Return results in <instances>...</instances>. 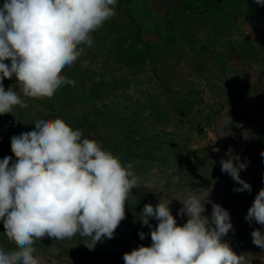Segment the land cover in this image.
<instances>
[{
  "label": "clouds",
  "instance_id": "9594fccd",
  "mask_svg": "<svg viewBox=\"0 0 264 264\" xmlns=\"http://www.w3.org/2000/svg\"><path fill=\"white\" fill-rule=\"evenodd\" d=\"M118 0H4L0 6V115L16 106L27 108L24 97L51 98L75 81L62 75L94 43L91 33L115 14ZM264 6V0H255ZM10 61V63H5ZM85 65L87 61L83 62ZM15 76L20 93L5 89L3 80ZM228 119L231 120L230 116ZM35 128L11 138L10 156L0 160V221L15 248H0V264H40L34 244L44 237L72 239L77 235L92 250L114 238L126 218L125 206L135 203L139 177L131 163L86 138L63 119H36ZM245 139L249 132L243 133ZM219 151V149H214ZM264 156V152L261 153ZM237 162L234 163L233 160ZM221 171L241 185L233 191L251 192L240 177L246 163L239 157L221 160ZM210 190L178 195V225L171 200L146 204L139 220L150 229L151 245L123 255L124 264H251V253L237 255L224 237L233 230L230 213L210 201ZM212 204L205 216V204ZM158 224L153 227L150 219ZM264 226V188L245 217ZM140 232V239L145 238ZM253 243L264 249V233L255 229Z\"/></svg>",
  "mask_w": 264,
  "mask_h": 264
},
{
  "label": "rangeland",
  "instance_id": "374dc122",
  "mask_svg": "<svg viewBox=\"0 0 264 264\" xmlns=\"http://www.w3.org/2000/svg\"><path fill=\"white\" fill-rule=\"evenodd\" d=\"M3 3L0 0V6ZM235 4L230 2L218 17L204 19L191 28L186 39L190 42L188 54L166 57L154 68L142 48L146 37L141 34L138 42L131 43L118 10L91 33L94 43L84 46L82 56L72 65L82 68L81 73L89 75V86L102 92L94 103L85 105L100 116L92 117L97 125L89 139L100 142L122 163H131L134 172L165 167L170 164L167 158L176 154L180 160L172 165L182 167L187 163L185 158L194 164L197 152L214 139L213 121L223 110L236 107L246 119L239 107L245 106L264 116V6L251 1L249 5ZM248 48L257 52L256 58L248 54L236 57V52ZM134 49L139 54H133ZM135 80L138 86L133 84ZM3 86L20 93L15 76L5 78ZM24 99L27 108L16 106L12 113L0 115V160L6 156L16 159L11 138L32 131L39 119L37 110L43 108L37 102L40 98ZM176 100H182L180 112ZM186 110L189 114H184ZM214 149H219L214 153L218 157L225 151L240 156L249 153L236 154L220 145ZM145 198L150 200L148 193ZM138 225L146 234L138 242L131 237L130 243H124L116 233L90 250L78 235L65 240L44 237L35 242L34 255L44 257L42 264H124V253L138 244H150L149 227L142 226L140 220ZM0 248H15L4 234L2 221Z\"/></svg>",
  "mask_w": 264,
  "mask_h": 264
},
{
  "label": "crops",
  "instance_id": "0c3cea01",
  "mask_svg": "<svg viewBox=\"0 0 264 264\" xmlns=\"http://www.w3.org/2000/svg\"><path fill=\"white\" fill-rule=\"evenodd\" d=\"M239 107L247 115L246 119L236 107H233V110H230L231 108L223 110L220 116L213 121L214 139L211 138L209 145L197 152L194 164L190 165L189 160L191 159L185 158L187 163L183 162L182 167L179 164L172 165L180 160L179 155L176 154L167 158L170 164L165 167H155L145 171L140 169L136 170L135 174L139 177L138 187L148 189L150 200H147V204L156 206L162 196L170 199V211L178 225L181 226L187 222V216L180 214L183 206L175 198L178 195L187 196L210 190V201L220 204L230 213L233 230L224 237V240L230 244L237 255L251 253L256 257L251 264H264V249L254 245L251 236L255 229L264 233V226L255 221L249 223L245 219L255 196L261 188H264V178L260 171L255 173L240 172L241 179L251 185V192L233 191L235 188H240L241 185L236 183L229 174L221 171L223 157L214 154L216 145L236 154L251 151L255 152L264 164V156L261 155L264 152V116L255 114L251 108ZM228 116L231 120L228 119ZM245 131L249 132L247 139L243 136ZM205 209L204 215L210 217L212 204L206 203ZM152 223L156 226L158 221L151 218L150 224ZM118 228L115 230V235L119 233L117 237H120L124 243H130L132 234L128 228L122 226ZM148 235L150 236V232ZM149 243L150 246L152 241L150 240ZM39 259L41 264L44 263V257H39Z\"/></svg>",
  "mask_w": 264,
  "mask_h": 264
},
{
  "label": "trees",
  "instance_id": "16d2710c",
  "mask_svg": "<svg viewBox=\"0 0 264 264\" xmlns=\"http://www.w3.org/2000/svg\"><path fill=\"white\" fill-rule=\"evenodd\" d=\"M118 0L116 10L120 19L127 25V38L131 43L138 42V37L143 34L146 39L142 40V48L145 50V58L153 68L162 63V59L171 56L185 55L190 52V30L198 22L218 17L224 7L230 2L249 5L255 0ZM256 4V3H255ZM257 5V4H256ZM133 54H139L134 49ZM246 54L256 58L257 52L248 48L236 52V57L243 58ZM82 68L66 67L62 71L69 79L75 81V86L65 85L58 89L51 98H40L37 102L43 108L37 110L39 119H55L57 117L67 122L73 129H81L86 138L95 132L97 125L92 117L96 116L94 110H88L85 105L94 103L100 98L102 92L89 86V75L82 72ZM163 72V70H160ZM139 85L138 80L133 82ZM175 104L182 111L180 103ZM81 106V107H80ZM76 111V112H75ZM45 112L47 114H45ZM184 114H189L186 110ZM35 126H32L34 130ZM129 129V127H127ZM130 157L136 154H128ZM148 189L136 187L133 189L135 203L129 202L125 206L126 218L120 226L131 230L133 240L138 242L139 233L142 232L138 220L143 207L147 204L145 195Z\"/></svg>",
  "mask_w": 264,
  "mask_h": 264
},
{
  "label": "built area",
  "instance_id": "2783aa9c",
  "mask_svg": "<svg viewBox=\"0 0 264 264\" xmlns=\"http://www.w3.org/2000/svg\"><path fill=\"white\" fill-rule=\"evenodd\" d=\"M230 157H239V162L241 163H246L247 167L246 170H241V172L244 173H255V172H261L262 178H264V164H262V162L260 161L259 157L254 153L249 151L248 154L245 155H233L232 153H230L229 151H225L223 153V159H228ZM234 163H236L237 161L234 159L233 160Z\"/></svg>",
  "mask_w": 264,
  "mask_h": 264
}]
</instances>
